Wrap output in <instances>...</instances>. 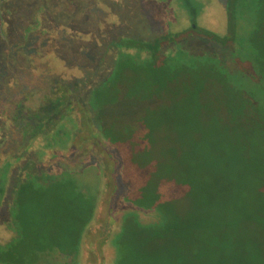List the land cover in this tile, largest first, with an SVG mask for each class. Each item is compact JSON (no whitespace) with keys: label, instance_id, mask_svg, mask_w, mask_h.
<instances>
[{"label":"trees","instance_id":"obj_1","mask_svg":"<svg viewBox=\"0 0 264 264\" xmlns=\"http://www.w3.org/2000/svg\"><path fill=\"white\" fill-rule=\"evenodd\" d=\"M188 11L195 22L197 10L190 7ZM225 12L227 32L223 36L196 32L213 45L236 46L231 57L207 52L191 56L183 48L162 51L165 44L176 45L195 34L191 26L182 34L167 33L148 43L127 44L126 52L117 53L108 75L86 98L79 88L73 92L68 85H57L37 109L17 107L10 121L18 156L4 162L0 205L14 165L32 154L46 166L40 174L30 173L27 167L13 190L6 224L11 238L0 244V264H59L56 260L62 257L64 264L79 263V250L100 201V184L96 190L81 184L77 172L56 161L68 155L90 156L92 151L101 154L112 183L105 208L111 219L117 175L124 188L121 202L156 217L149 225L156 230L149 236L223 239L224 227L205 222V212L198 217L193 214V203L206 194L186 191L196 158L190 146L193 128L189 134L185 130L216 126L264 142V0H226ZM245 23L248 33L239 35ZM244 46L249 51H241ZM227 61L233 63V71L228 70ZM96 169L100 172V167ZM52 188L54 192H49ZM58 194L70 200L71 212L61 206ZM211 211L209 207L207 212L217 215ZM117 220L120 226L115 231L102 226L105 237L99 248L106 241L122 247L130 228L134 232L138 227L129 212L120 210ZM201 223L204 228L198 226ZM234 223L228 225L235 228ZM200 229L205 232H196ZM240 232L264 239V225L248 220L237 225L231 248L224 247L215 257L210 253L205 261L194 258L184 264H264L256 248L247 255L239 245Z\"/></svg>","mask_w":264,"mask_h":264},{"label":"rangeland","instance_id":"obj_2","mask_svg":"<svg viewBox=\"0 0 264 264\" xmlns=\"http://www.w3.org/2000/svg\"><path fill=\"white\" fill-rule=\"evenodd\" d=\"M190 7L197 10L195 22L188 15ZM225 7L226 0H0V177L6 159L18 156L15 147L18 140L11 131L10 120L19 105L26 110L37 109L57 85H68L73 92L79 88L86 98L108 75L117 53L126 52L125 48L130 46L127 44L133 41L148 43L167 33L182 34L189 32L193 24L195 32L207 30L223 36L227 32ZM246 25L239 28V35L248 33ZM197 32L176 45L165 44L162 51L183 48L191 56L207 52L231 57L229 54L236 49L213 45L197 36ZM244 50L249 51L248 46L241 51ZM226 63L228 70L233 71V63ZM191 128L190 146L196 163L191 168V184L186 191L206 194L193 203V214L198 217L205 212V222L224 227L223 239L194 241L149 236L156 230L149 228L156 217L121 202L124 188L117 175V193L111 204L114 220L111 219L105 208L112 183L101 154L92 151L86 157L68 155L56 163L77 172L75 176L80 183H88L94 190L100 184L101 189L95 219L79 250L78 264H184L194 258L205 261L206 255L211 253L215 257L223 253L224 247L231 248L229 244L235 240L238 224L253 220L264 225V142L216 126H189L185 131L189 134ZM45 166L29 154L11 168L0 205V244L11 238L6 224L16 184L23 179L27 167L30 173L40 174ZM96 167H100L101 173ZM58 196L61 206L70 211V200ZM209 207L210 213L217 215L212 217L207 212ZM120 210L133 214L138 227L133 226L134 232L130 228L122 247L106 241L99 248L105 237L102 226L110 231L118 229ZM231 222H236L235 228L228 225ZM198 226L204 228L205 223ZM196 232L203 233L205 229ZM206 232L214 233L209 229ZM239 245L247 250V255L256 248L257 258L264 259L262 237L240 232ZM64 261L63 257L56 260L59 264Z\"/></svg>","mask_w":264,"mask_h":264},{"label":"flooded vegetation","instance_id":"obj_3","mask_svg":"<svg viewBox=\"0 0 264 264\" xmlns=\"http://www.w3.org/2000/svg\"><path fill=\"white\" fill-rule=\"evenodd\" d=\"M192 26L195 28V25L194 24Z\"/></svg>","mask_w":264,"mask_h":264}]
</instances>
